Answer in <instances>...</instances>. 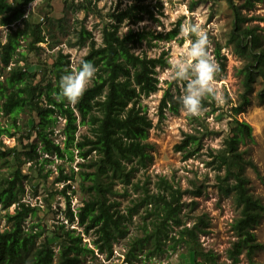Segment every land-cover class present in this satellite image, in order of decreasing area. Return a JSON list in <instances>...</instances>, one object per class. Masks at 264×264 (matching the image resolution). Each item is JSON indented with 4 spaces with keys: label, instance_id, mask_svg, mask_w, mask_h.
I'll use <instances>...</instances> for the list:
<instances>
[{
    "label": "trees",
    "instance_id": "obj_1",
    "mask_svg": "<svg viewBox=\"0 0 264 264\" xmlns=\"http://www.w3.org/2000/svg\"><path fill=\"white\" fill-rule=\"evenodd\" d=\"M99 1L81 0L77 7L100 19L101 40L81 25L75 42L70 44L88 49L76 69L82 61H91L96 67L79 102L70 104L57 96L60 76L73 69L70 55L61 49L44 63L31 64L30 57H36L43 50L40 44L47 42L44 28L27 15L31 0H0V26L7 30L4 40L0 36V70L9 69L6 76L0 71V213L7 211L4 217L8 224V228L0 230V264H83L87 257L98 260L99 255L105 256V261L89 264H115L108 262L114 255V244L128 235V222L143 210L142 234L129 239L125 263L136 264L145 251V259L150 260L184 247L194 255L195 264H218L217 253L201 247L199 236L208 227L205 218L200 217L193 226L184 224L185 203L180 188L164 178L160 182L163 190L159 192L133 182L137 173L153 160L147 138L154 123L143 100L161 89L159 70L169 67L166 51L150 56L149 49L167 40L183 43L184 38H179L181 21L167 32L159 31L142 24L161 23L164 12L160 2L118 0L104 12ZM226 1L234 17L229 45L244 61L239 70L243 91L233 108L235 114H240L251 105L259 81L263 87L258 98L264 104L263 37L257 28L246 25L249 17L244 13L261 0H246L243 5ZM58 22L62 25L66 20ZM22 42H26L25 51L20 50ZM216 58L226 60L221 49L216 50ZM36 65H41V69L34 68ZM209 105L212 104L207 99L202 100V108ZM181 109L176 94L166 90L159 105L160 119L167 112L178 114ZM22 113L36 118L31 128L20 123ZM191 117L197 120L194 115ZM61 120L64 126L60 135L64 139L59 143L53 136ZM198 123L200 127L185 133L175 146L184 161L202 153L204 139L212 133L204 119H198ZM231 124L223 147L208 149V163L216 171L220 190L226 196L232 195L239 209L232 224L236 240L227 251L228 259L231 264H238L245 255L250 264H258L254 256L264 249V244L257 240L255 226L264 216V204L252 194L246 170L251 168L258 175L260 170L240 149L246 139L253 140V128L236 118ZM81 127L86 132L79 134ZM3 137L15 139L16 145L7 146ZM53 158L63 162L79 159L78 170L72 167L65 172L62 164L57 166L56 182L64 185L60 191L65 199L61 210L64 219L51 228L42 223L26 227L27 219L41 208L23 201L28 175L23 173L22 165L33 162L30 169L36 173L35 182L40 183L50 175L51 172L43 175L42 171L46 164L54 162ZM119 184L123 185L125 196L131 195L130 190L138 193L124 209L113 198L120 194L115 190ZM78 191L85 197L75 209L72 196ZM75 224L81 231L73 228ZM46 235L56 242L41 240ZM85 237L90 241L86 242Z\"/></svg>",
    "mask_w": 264,
    "mask_h": 264
},
{
    "label": "rangeland",
    "instance_id": "obj_2",
    "mask_svg": "<svg viewBox=\"0 0 264 264\" xmlns=\"http://www.w3.org/2000/svg\"><path fill=\"white\" fill-rule=\"evenodd\" d=\"M80 1L37 0L33 9L31 3L29 4L27 15L34 24H41L47 36V42L40 44L43 50L36 57H30L29 62L31 64L44 63L58 50L62 49L65 54L70 55L72 68L76 69L88 51L86 47H70V44L75 42L76 32L81 25H85L89 30H92L97 39L101 40L100 19L94 14H87L78 10L77 7ZM117 1L100 0L98 6L103 8L104 12H107ZM235 1L238 5H243L246 0ZM152 2H160L163 6L164 14L160 16L161 23L145 22L142 25L147 24L153 29L167 32L175 28L178 21H181V25L185 21H190L199 24L207 33L209 38L208 51L218 67L217 87L224 102L219 104L211 98H204L212 105L202 108L198 115H194L197 120H194L190 114L182 109L178 114L167 112L166 117L160 119L159 105L163 94L166 90L171 89L178 97L182 84L171 79L169 67L159 70L161 89L143 100L148 115L154 123L147 138V142L152 146L150 151L153 160L148 168L137 173L133 182H137L145 188L147 187L151 192H159L163 190L160 182L164 178L171 182L175 188H180L183 193L182 202L185 203L182 213L184 224L193 226L199 222L200 217H204L208 227L199 236L201 247L205 251L211 250L217 253L218 264H231L227 251L236 240L232 224L239 216V209L235 205L233 196H226L220 190L219 182L216 179V171L209 166L208 162L211 159L208 157L207 151L208 149L217 150L223 147L224 139L229 134L232 128L231 123L235 118L250 124L253 128V140L246 139L240 144V149L245 152L246 159L253 160L259 167L260 175L256 174L251 168L246 170V175L250 179L252 194L260 198L264 204V104L258 98V92L263 85L259 81L251 105L244 112L235 114L233 108L237 106L240 94L243 91L239 70L243 67L244 61L237 55L233 45H229L234 17L226 0H152ZM244 13L249 17L246 25L257 28L263 37L264 45V0L255 2L252 10H244ZM61 19L66 20L62 25L58 22ZM6 33L7 30L0 26V36L3 40ZM179 38H184V42L181 43L176 39L162 41L157 48L149 49V55L159 56L162 51H166L168 57L169 55L179 57L186 51L195 37L185 38L180 32ZM22 43L24 46L20 50L25 51L26 42ZM219 49H221L222 56L226 57L225 61L216 58V50ZM34 68L40 70L41 65H36ZM8 71L9 69L1 71V74L6 76ZM198 119H204L205 125L212 133L205 137V148L202 153L188 161H184L181 153L175 150V146L183 139L185 133L193 132L196 127H200ZM0 120L3 121V119ZM33 121L37 120L29 113L20 115V123L25 128H31ZM63 126V120L56 126L55 135L53 136L56 142L62 143L64 139L60 135ZM84 132H86V128L81 127L79 134ZM3 140L9 147L16 145L15 139L3 137ZM53 159L54 162L46 164L42 171L43 175L51 172L50 175L43 178L40 183L35 182L34 176H36V173L30 169L33 162L26 161L22 165L23 173L28 175L25 180L26 193L23 201L41 208V211H37L27 219L25 222L26 227L31 226L32 223H42L51 228L58 223V220L62 221L64 219L61 210L65 208V199L60 194L64 185L56 182L58 177L57 166L62 164L65 172H70L72 167L78 170L76 165L79 159L74 162ZM39 167V164H37L35 169L38 170ZM115 190H119L120 194L113 198L121 203L120 207L122 209L131 205V200L138 196V193H133L132 190H130V196H125L126 193H124L125 190L121 184L115 186ZM84 197V193L79 191L73 195V208L76 209L81 206ZM6 214L7 211L4 210L0 213V230L8 228L4 217ZM144 214V210L140 211L128 222L129 233L125 238L119 239L114 244V255L108 262L127 264L125 263V254L128 251L129 239L133 235L142 234L140 225ZM73 228L81 231V228L76 224ZM255 233L257 240L264 244V216L260 223L255 226ZM45 239L51 243L56 242L52 236L47 237L46 235L41 240ZM84 240L89 242L90 238L85 237ZM146 252L140 255L141 259L135 261L136 264H195L194 255L188 254L184 247L151 257L150 260L145 259ZM98 257V260L87 257L83 264L105 261V256L99 255ZM254 257L258 264H264V249L258 251ZM238 264L250 263L247 257L242 255Z\"/></svg>",
    "mask_w": 264,
    "mask_h": 264
},
{
    "label": "clouds",
    "instance_id": "obj_3",
    "mask_svg": "<svg viewBox=\"0 0 264 264\" xmlns=\"http://www.w3.org/2000/svg\"><path fill=\"white\" fill-rule=\"evenodd\" d=\"M36 2L31 0L32 9ZM180 32L185 38L194 36L195 39L179 57L169 55L168 70L171 79L182 84L177 97L182 110L190 115H198L204 98H211L219 104L224 102L217 87L218 67L208 51V35L199 24L185 21ZM95 73L96 67L91 61H82L78 69L65 71L59 78L58 98L70 104L78 103Z\"/></svg>",
    "mask_w": 264,
    "mask_h": 264
}]
</instances>
